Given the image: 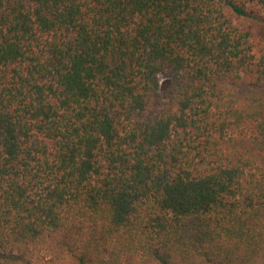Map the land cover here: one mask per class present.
Segmentation results:
<instances>
[{
	"label": "trees",
	"instance_id": "obj_1",
	"mask_svg": "<svg viewBox=\"0 0 264 264\" xmlns=\"http://www.w3.org/2000/svg\"><path fill=\"white\" fill-rule=\"evenodd\" d=\"M0 264H264V0H0Z\"/></svg>",
	"mask_w": 264,
	"mask_h": 264
}]
</instances>
